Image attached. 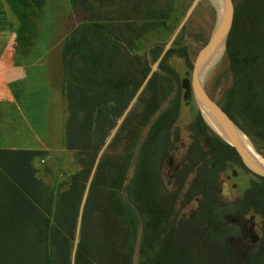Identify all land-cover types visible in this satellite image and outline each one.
I'll list each match as a JSON object with an SVG mask.
<instances>
[{"label": "trees", "instance_id": "16d2710c", "mask_svg": "<svg viewBox=\"0 0 264 264\" xmlns=\"http://www.w3.org/2000/svg\"><path fill=\"white\" fill-rule=\"evenodd\" d=\"M70 1L76 9L89 2ZM98 1L112 10L97 21L85 9L61 49L63 144L78 165L69 188L55 191L39 176L35 162L46 150L0 148V264H134L140 229L139 264H264V177L195 105L182 137V110L193 95L171 61L192 72L194 60L184 27L168 48L182 21L177 0ZM5 2L19 22L16 43L31 44L48 0ZM234 4L226 42L232 81L218 102L264 156V0ZM156 34L165 36L153 40ZM236 167L252 179L222 206L219 183ZM192 203L189 215L179 213ZM55 208L66 215L65 228L54 221ZM249 215L259 218L255 243L231 223Z\"/></svg>", "mask_w": 264, "mask_h": 264}, {"label": "rangeland", "instance_id": "374dc122", "mask_svg": "<svg viewBox=\"0 0 264 264\" xmlns=\"http://www.w3.org/2000/svg\"><path fill=\"white\" fill-rule=\"evenodd\" d=\"M0 6L3 8L0 10V148L46 150L45 157H40L35 162L39 176L55 191L65 190L69 188L78 165L74 153L67 150L63 144L66 106L61 90L62 44L72 19L79 23L88 11L99 21L105 18L106 11H111L113 5L108 3L101 6L98 0H89L83 5L86 11L82 6L81 9L73 8L70 0H48L44 8L37 12L36 19H33L37 28L32 43L24 46L16 43L15 31L19 26L17 18L5 0H0ZM176 10L181 13L182 21L172 40L184 27L187 32L185 43L190 46L195 61L204 45L195 42L192 35L202 34L209 40L217 23L225 14L224 1L177 0ZM2 18H7L10 23L6 29L2 25ZM161 36L165 34L153 35L152 39L156 40ZM171 62L183 79H190L193 103L183 107L180 122L182 137L188 138L186 128L194 118V105L200 109L192 89L193 70L189 72L183 60L179 58H174ZM200 80L209 94L220 101L232 81L225 45L213 62L207 61L201 71ZM245 138L250 150L256 153L249 138ZM182 143L183 140H180L177 145L180 147ZM173 167L174 164L168 159L165 180L170 186ZM133 173L134 166L131 165L125 187L130 184ZM251 179V174L236 167L223 175L221 180L227 181L232 194L238 196L248 187ZM195 207V203L180 206L179 213L189 215ZM248 217L253 218L250 215ZM53 219L61 228L66 227L67 217L57 208L54 209ZM253 219L259 224L258 217ZM141 238L140 229L135 245L134 264H139Z\"/></svg>", "mask_w": 264, "mask_h": 264}, {"label": "water", "instance_id": "95a60500", "mask_svg": "<svg viewBox=\"0 0 264 264\" xmlns=\"http://www.w3.org/2000/svg\"><path fill=\"white\" fill-rule=\"evenodd\" d=\"M225 4V14L217 23V26L209 38L207 44L201 49L197 58L194 61L193 77H192V89L195 98L200 105L201 113L204 114L201 109V104L206 106L212 113L217 125L213 126L205 119L206 123L211 129L219 135L224 141L234 146L240 154L244 165L254 174L264 177V166L260 161L264 160V156L260 155L256 150V156H253L248 150L245 142L241 138V133H244L233 120V118L224 110V108L215 100L209 92L205 89L200 80V75L203 67L207 63L208 59L215 52L217 47L223 42L226 46L228 36L232 30L234 18H235V4L234 0H223ZM173 38L172 42L174 41ZM171 42V44H172ZM168 46V48L171 46ZM126 115V114H125ZM125 117V116H124ZM123 117V118H124ZM245 134V133H244ZM246 135V134H245ZM221 191L219 197L221 201L230 200L232 198V191L230 184L221 180L219 183Z\"/></svg>", "mask_w": 264, "mask_h": 264}, {"label": "flooded vegetation", "instance_id": "af4514ba", "mask_svg": "<svg viewBox=\"0 0 264 264\" xmlns=\"http://www.w3.org/2000/svg\"><path fill=\"white\" fill-rule=\"evenodd\" d=\"M219 190L221 191L220 186H219ZM235 197L236 196L232 194V198L230 200L221 201L222 206H226L230 204L231 202H233ZM231 223L241 228L244 239H248L252 243H255L258 229L256 226V222L253 218L248 217V216H243L242 219L231 220Z\"/></svg>", "mask_w": 264, "mask_h": 264}, {"label": "bare ground", "instance_id": "6f19581e", "mask_svg": "<svg viewBox=\"0 0 264 264\" xmlns=\"http://www.w3.org/2000/svg\"><path fill=\"white\" fill-rule=\"evenodd\" d=\"M223 47H224V43L222 42L218 47L217 49L215 50V52L212 54V56L208 59V63H211L213 62L222 52L223 50ZM206 66V64H205ZM201 109H202V112L204 114V117L205 119L207 120V122H209L211 125L215 126L217 125L211 111L206 107L204 106L203 104H201ZM215 124V125H214ZM246 135L244 133H241V138L243 140V142H245L246 146H247V150L253 155V156H256L257 154L254 153L253 151L250 150V148L248 147L247 145V142H246ZM249 142V141H248ZM260 163L264 166V160L260 161Z\"/></svg>", "mask_w": 264, "mask_h": 264}, {"label": "crops", "instance_id": "0c3cea01", "mask_svg": "<svg viewBox=\"0 0 264 264\" xmlns=\"http://www.w3.org/2000/svg\"><path fill=\"white\" fill-rule=\"evenodd\" d=\"M2 106H0V110H1ZM11 149V148H10Z\"/></svg>", "mask_w": 264, "mask_h": 264}]
</instances>
